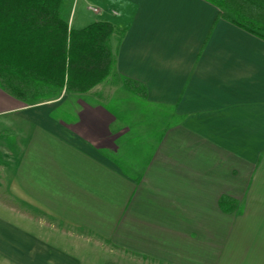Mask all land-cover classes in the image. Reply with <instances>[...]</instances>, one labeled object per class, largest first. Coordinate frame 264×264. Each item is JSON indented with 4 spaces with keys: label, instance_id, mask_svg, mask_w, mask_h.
Instances as JSON below:
<instances>
[{
    "label": "crops",
    "instance_id": "crops-1",
    "mask_svg": "<svg viewBox=\"0 0 264 264\" xmlns=\"http://www.w3.org/2000/svg\"><path fill=\"white\" fill-rule=\"evenodd\" d=\"M89 2L104 81L0 80V264H264V0Z\"/></svg>",
    "mask_w": 264,
    "mask_h": 264
},
{
    "label": "trees",
    "instance_id": "trees-1",
    "mask_svg": "<svg viewBox=\"0 0 264 264\" xmlns=\"http://www.w3.org/2000/svg\"><path fill=\"white\" fill-rule=\"evenodd\" d=\"M63 2L0 0V80L7 90L13 92L14 79L25 93L43 75L61 88L66 75L68 89L77 85L87 91L110 74L113 58L108 41L114 26L95 21L73 29L62 17ZM124 83L137 91L136 82ZM136 93L145 95L144 90Z\"/></svg>",
    "mask_w": 264,
    "mask_h": 264
},
{
    "label": "rangeland",
    "instance_id": "rangeland-1",
    "mask_svg": "<svg viewBox=\"0 0 264 264\" xmlns=\"http://www.w3.org/2000/svg\"><path fill=\"white\" fill-rule=\"evenodd\" d=\"M89 1H92V0H64L62 9L65 12H69L71 15V18L74 16V14L75 16H77L80 13L85 12L87 15L92 16L93 19H100L102 15H99L98 11L94 13L87 11L86 6H88V4L90 3ZM89 7H92V6H89ZM67 106L69 107L70 105L66 104L65 108H67ZM5 153L8 154L9 152H5ZM10 157H11V154H10Z\"/></svg>",
    "mask_w": 264,
    "mask_h": 264
},
{
    "label": "built area",
    "instance_id": "built-area-1",
    "mask_svg": "<svg viewBox=\"0 0 264 264\" xmlns=\"http://www.w3.org/2000/svg\"><path fill=\"white\" fill-rule=\"evenodd\" d=\"M89 9H90L91 11H93V12H97V11H98L97 8H95V7H89Z\"/></svg>",
    "mask_w": 264,
    "mask_h": 264
}]
</instances>
